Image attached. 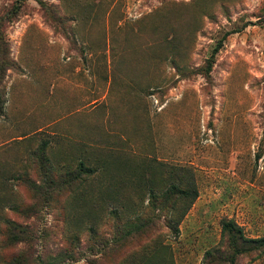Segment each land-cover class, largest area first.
I'll return each mask as SVG.
<instances>
[{
    "label": "rangeland",
    "instance_id": "1",
    "mask_svg": "<svg viewBox=\"0 0 264 264\" xmlns=\"http://www.w3.org/2000/svg\"><path fill=\"white\" fill-rule=\"evenodd\" d=\"M225 219L264 237V0H0V264H264Z\"/></svg>",
    "mask_w": 264,
    "mask_h": 264
},
{
    "label": "trees",
    "instance_id": "2",
    "mask_svg": "<svg viewBox=\"0 0 264 264\" xmlns=\"http://www.w3.org/2000/svg\"><path fill=\"white\" fill-rule=\"evenodd\" d=\"M222 232L224 235H229V241L232 243L235 247H237L238 243H260L264 247V237L260 238H247L243 230L240 226L237 225V223L232 219H225L222 222ZM241 252L245 251V249L241 248Z\"/></svg>",
    "mask_w": 264,
    "mask_h": 264
}]
</instances>
